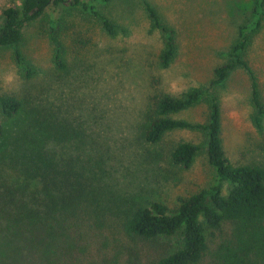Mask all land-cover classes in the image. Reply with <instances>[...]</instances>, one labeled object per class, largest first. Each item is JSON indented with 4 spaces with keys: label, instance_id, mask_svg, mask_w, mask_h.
<instances>
[{
    "label": "rangeland",
    "instance_id": "1",
    "mask_svg": "<svg viewBox=\"0 0 264 264\" xmlns=\"http://www.w3.org/2000/svg\"><path fill=\"white\" fill-rule=\"evenodd\" d=\"M22 1L0 0V21L4 9ZM144 1L90 0L99 14L50 8L23 29L21 49L35 69L30 77L18 65L14 48L0 46V97L22 101L21 110L11 118L0 105L1 224L15 215V203L23 197L11 193L18 185L12 176L15 168L25 166V149L32 145L48 159L55 157L60 164L98 177L106 199L121 213L153 202L175 209L212 183L206 131L176 129L151 143L146 140L149 114L164 94L180 97L194 88L210 87L216 68L229 60L240 27L252 17L253 0H146L175 30L178 53L169 67L160 60L163 34L152 26ZM100 15L115 23L114 34L104 28ZM58 49L65 69L56 63ZM244 58L257 76L264 102V21L251 35ZM251 82L249 72L238 67L224 84L211 89L221 106L224 149L234 165H264V122L259 128L253 119ZM172 116L206 124L209 96ZM39 120L49 123L43 126ZM52 123L63 129L52 128ZM183 141L201 147L189 167L172 159L174 148ZM180 244L181 235L146 242L128 264H153ZM7 246L0 239V264L16 255Z\"/></svg>",
    "mask_w": 264,
    "mask_h": 264
},
{
    "label": "trees",
    "instance_id": "2",
    "mask_svg": "<svg viewBox=\"0 0 264 264\" xmlns=\"http://www.w3.org/2000/svg\"><path fill=\"white\" fill-rule=\"evenodd\" d=\"M90 0H23L20 5L3 10L0 21V46L13 47L15 59L26 76L35 73L21 45L24 27L42 17L50 8L73 7L99 14ZM108 3L111 0H97ZM154 28L163 34L164 48L160 60L169 67L178 53L175 30L166 24L158 10L144 1ZM110 33L117 26L100 15ZM264 21V0H253L252 17L240 27L239 40L231 47L229 60L216 68L209 88H194L182 96L164 94L155 100L149 114L146 140L157 143L166 133L176 129L200 128L207 134V156L214 170L212 183L185 198L170 209L162 202L150 207L115 211L98 186V177H88L48 159L42 149L28 146L23 156L25 166L14 172L18 184L11 193L19 197L15 215L7 224L0 223V239L4 238L10 256L3 264H128L141 254V246L162 237L181 235L179 248L161 256L153 264H264V165H234L226 155L222 139V112L215 86L222 85L238 67L251 76V99L255 108V124L264 122V102L257 76L244 58L248 41ZM56 63L65 69L61 49ZM209 96L206 124H195L172 115L198 104ZM0 105L6 117H14L22 108L15 96H1ZM39 119V118H38ZM46 126L48 120H39ZM58 131L63 128L52 123ZM4 128L0 123V140ZM34 142V141H33ZM201 147L180 142L172 159L176 164L191 166ZM90 178V179H89ZM34 186V189L31 187ZM29 189L31 195L27 196ZM11 198L8 203L13 202Z\"/></svg>",
    "mask_w": 264,
    "mask_h": 264
}]
</instances>
